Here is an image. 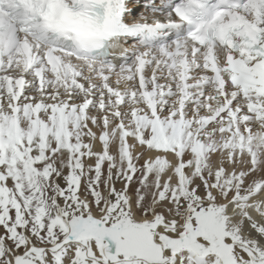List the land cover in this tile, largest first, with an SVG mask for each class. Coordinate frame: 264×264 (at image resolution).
I'll return each instance as SVG.
<instances>
[{
    "label": "snow or ice",
    "instance_id": "snow-or-ice-1",
    "mask_svg": "<svg viewBox=\"0 0 264 264\" xmlns=\"http://www.w3.org/2000/svg\"><path fill=\"white\" fill-rule=\"evenodd\" d=\"M0 264H264V0H0Z\"/></svg>",
    "mask_w": 264,
    "mask_h": 264
}]
</instances>
